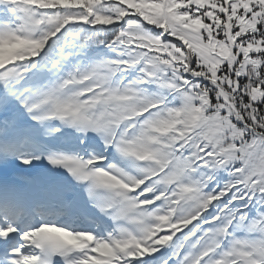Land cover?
Listing matches in <instances>:
<instances>
[{"label":"snow or ice","instance_id":"snow-or-ice-1","mask_svg":"<svg viewBox=\"0 0 264 264\" xmlns=\"http://www.w3.org/2000/svg\"><path fill=\"white\" fill-rule=\"evenodd\" d=\"M0 264H264V0H0Z\"/></svg>","mask_w":264,"mask_h":264}]
</instances>
